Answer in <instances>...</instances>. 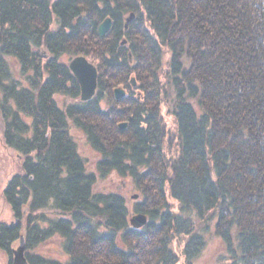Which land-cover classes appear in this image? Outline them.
Wrapping results in <instances>:
<instances>
[{
    "label": "trees",
    "instance_id": "obj_1",
    "mask_svg": "<svg viewBox=\"0 0 264 264\" xmlns=\"http://www.w3.org/2000/svg\"><path fill=\"white\" fill-rule=\"evenodd\" d=\"M79 56L98 70L87 102L62 61ZM73 125L98 174L139 191L144 227L94 192ZM0 134L22 160L3 191L10 255L23 236L30 264H63L36 252L60 236L65 264H178V237L195 257L214 223L228 264H264V0H0Z\"/></svg>",
    "mask_w": 264,
    "mask_h": 264
},
{
    "label": "rangeland",
    "instance_id": "obj_2",
    "mask_svg": "<svg viewBox=\"0 0 264 264\" xmlns=\"http://www.w3.org/2000/svg\"><path fill=\"white\" fill-rule=\"evenodd\" d=\"M62 61L69 63L70 59L63 58ZM135 84L137 85L136 81ZM56 101L61 108L64 107L65 103L68 104L73 102L72 99H64L58 96L56 97ZM102 104L103 106L107 105L106 101H103ZM170 105L171 104L169 102L167 106H162V114L165 117L164 120L167 123L168 129L171 132H175L174 119L173 117H170L167 112V108H170ZM69 124L72 125L71 120H69ZM122 125L124 124L122 123L121 126ZM70 134L77 145L79 155L82 157V159H84L86 163L87 172L95 174L97 178V183L94 188V192L97 194L113 193L119 194L124 197L129 210L128 220L130 222L132 218L138 215L136 213L135 208L136 204L141 200V197L139 196V191L135 189L134 185L132 184V181L129 178L122 177L117 173H112L111 175L102 178L97 172V163L100 160V155L95 152L90 146V144L87 142L86 136L83 131L79 128L74 127L73 125L70 127ZM21 164V158L16 154L15 151L5 147L2 141V135L0 134V224L9 225L15 223V218L13 217L12 211L3 198V191L7 183L12 179V177L20 172ZM136 196L138 197L137 199L134 198ZM192 220L194 223L196 222V217L194 215ZM201 235L203 236L205 245L203 246L201 251H199L197 255L192 258H189L188 256L184 257L185 244L190 239L185 236L178 237L177 241H175L174 244L176 245L175 251L179 257L178 264H228V250L224 245L223 241L216 236L214 223L211 224L209 232L202 233ZM22 237L23 236H21V238ZM19 247L20 241L14 244L13 250L15 251ZM36 252L38 255L45 259L61 262L63 264L67 263V261L69 260L65 250V242L60 236H55L48 242L42 244ZM5 254L6 252L4 253L3 248H0V264L7 263V256ZM189 260L190 263H188Z\"/></svg>",
    "mask_w": 264,
    "mask_h": 264
},
{
    "label": "water",
    "instance_id": "obj_3",
    "mask_svg": "<svg viewBox=\"0 0 264 264\" xmlns=\"http://www.w3.org/2000/svg\"><path fill=\"white\" fill-rule=\"evenodd\" d=\"M134 15L127 19V22L132 21ZM112 28L111 19L105 20L98 28V34L101 39L110 32ZM126 42H123V45ZM69 69L76 78L81 91V100L87 102L92 100L97 93L98 88V70L91 64L85 57H75L69 61ZM133 86H135V80L132 79ZM115 98L120 101L125 98L126 92L123 89H116L114 92ZM126 124L122 125L121 128L125 129ZM134 198H138L137 196ZM147 217L144 215H138L131 219L130 224L133 228L139 229L147 224ZM15 264H28L25 259V243L24 238L20 240V247L14 251Z\"/></svg>",
    "mask_w": 264,
    "mask_h": 264
},
{
    "label": "flooded vegetation",
    "instance_id": "obj_4",
    "mask_svg": "<svg viewBox=\"0 0 264 264\" xmlns=\"http://www.w3.org/2000/svg\"><path fill=\"white\" fill-rule=\"evenodd\" d=\"M20 240H21V237H20V239L17 242H19ZM5 252H6L5 255L7 256V263L6 264H15V259H14V254H13L14 253V250L12 251V255H10L6 250H4V253ZM25 259H26L27 263L30 264L29 261H28V259H27L26 254H25Z\"/></svg>",
    "mask_w": 264,
    "mask_h": 264
},
{
    "label": "bare ground",
    "instance_id": "obj_5",
    "mask_svg": "<svg viewBox=\"0 0 264 264\" xmlns=\"http://www.w3.org/2000/svg\"><path fill=\"white\" fill-rule=\"evenodd\" d=\"M134 15V14H131V16ZM130 16V17H131ZM134 18H135V15H134ZM134 18H132L134 20ZM73 59V58H72ZM70 59V60H72ZM89 61V60H88ZM68 66H69V63H68ZM76 79V78H75ZM137 88V85L133 86V89H136ZM62 98V97H61ZM56 99V98H55ZM138 216V215H137ZM146 217V216H145ZM148 220V219H147ZM25 243V242H24ZM25 254H26V248H25Z\"/></svg>",
    "mask_w": 264,
    "mask_h": 264
}]
</instances>
